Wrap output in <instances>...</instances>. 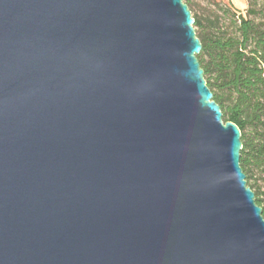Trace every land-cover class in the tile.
Returning a JSON list of instances; mask_svg holds the SVG:
<instances>
[{
  "label": "water",
  "instance_id": "95a60500",
  "mask_svg": "<svg viewBox=\"0 0 264 264\" xmlns=\"http://www.w3.org/2000/svg\"><path fill=\"white\" fill-rule=\"evenodd\" d=\"M184 0H0V264H264V218Z\"/></svg>",
  "mask_w": 264,
  "mask_h": 264
},
{
  "label": "trees",
  "instance_id": "16d2710c",
  "mask_svg": "<svg viewBox=\"0 0 264 264\" xmlns=\"http://www.w3.org/2000/svg\"><path fill=\"white\" fill-rule=\"evenodd\" d=\"M184 1L201 42L203 76L223 119L240 130L239 164L264 218V198L250 181V171L264 165V0H246L244 13L232 3L206 0L204 15L193 14L194 0Z\"/></svg>",
  "mask_w": 264,
  "mask_h": 264
},
{
  "label": "rangeland",
  "instance_id": "374dc122",
  "mask_svg": "<svg viewBox=\"0 0 264 264\" xmlns=\"http://www.w3.org/2000/svg\"><path fill=\"white\" fill-rule=\"evenodd\" d=\"M221 3H232L233 6L244 13V9L247 6L246 0H216ZM210 4L206 0H194L193 2V14L195 15H204ZM251 182L255 185V189L261 193V198H264V165L261 168L253 169L250 171Z\"/></svg>",
  "mask_w": 264,
  "mask_h": 264
}]
</instances>
